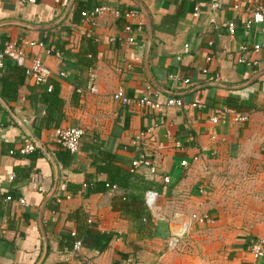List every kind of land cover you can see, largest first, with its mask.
Segmentation results:
<instances>
[{"label":"crops","instance_id":"obj_1","mask_svg":"<svg viewBox=\"0 0 264 264\" xmlns=\"http://www.w3.org/2000/svg\"><path fill=\"white\" fill-rule=\"evenodd\" d=\"M69 3L0 0V52L15 44L51 72L35 86L9 57L0 69V92L2 78L17 86L9 100L0 93V264H37L45 240L40 264H264L253 250L264 231L238 229L213 188L222 161H253L264 175V50H254L264 22L252 21L264 0ZM95 7L104 11L82 15ZM252 79L247 97L209 85ZM53 84L62 119L46 128L42 94ZM143 97L159 107L138 105ZM68 126L84 130L77 152L56 140ZM27 142L35 148L23 153ZM138 158L146 164L132 168ZM110 165L133 174L127 190L88 194ZM139 193L144 213L135 215ZM90 225L110 240L82 242ZM68 234L79 237L70 248Z\"/></svg>","mask_w":264,"mask_h":264},{"label":"rangeland","instance_id":"obj_2","mask_svg":"<svg viewBox=\"0 0 264 264\" xmlns=\"http://www.w3.org/2000/svg\"><path fill=\"white\" fill-rule=\"evenodd\" d=\"M214 198L238 229L264 231V175L253 161H222L217 168Z\"/></svg>","mask_w":264,"mask_h":264},{"label":"built area","instance_id":"obj_3","mask_svg":"<svg viewBox=\"0 0 264 264\" xmlns=\"http://www.w3.org/2000/svg\"><path fill=\"white\" fill-rule=\"evenodd\" d=\"M104 11V7H95L90 12L84 11L82 15L84 16H94L96 14H100ZM252 21L253 22H264V9L261 6H257L252 13ZM130 41L132 38L129 39ZM255 51L264 50V44H256L254 46ZM5 57H9L13 59L19 66L24 67L25 75L32 85L39 86L45 84L50 75V70L42 63L41 60L28 59L25 53L19 49L15 44H9L5 47V49L0 52V69L3 67V60ZM217 76L215 78H210L212 81H216ZM188 82V80H184ZM48 90H51V86L48 87ZM91 91L96 90L95 87L90 88ZM115 97L118 98L122 103L129 104L131 99L124 95L122 92H117ZM137 104L140 106L148 105L151 108H158L159 104L154 102L148 97H143L137 100ZM168 105H182V102L178 99L170 98L167 100ZM196 105V103L194 104ZM247 115L242 114L237 116V120H245ZM84 130L78 126H68V127H58L55 129V137L57 142L63 147L69 150L70 152H77L79 150L80 138L83 135ZM35 148L34 144L26 143L24 147L20 149L21 152H28ZM141 164H146L145 160L142 158H138L131 163L132 168H136ZM167 180V179H165ZM10 199V197H7ZM253 250L255 256H263L264 255V240H259L253 245Z\"/></svg>","mask_w":264,"mask_h":264},{"label":"trees","instance_id":"obj_4","mask_svg":"<svg viewBox=\"0 0 264 264\" xmlns=\"http://www.w3.org/2000/svg\"><path fill=\"white\" fill-rule=\"evenodd\" d=\"M1 82H2V90L0 92L1 96L7 100L13 98L16 93L17 86H14L10 80H6L5 78H2ZM42 95L44 101L47 104V110H46V115L41 120V126L48 128L49 126L59 125L62 119V113H61L62 100L59 97V85L53 84L51 90L44 91ZM104 171L107 174V181L94 182V184L91 187H88V194L96 192L98 190H106L108 187L113 186L114 184L121 186L122 188H124V190H127V187L129 185L130 179L132 178L133 174L119 167H113V166L111 167V165L104 167ZM67 186L69 187V184H67ZM139 194L140 195L137 196L135 195L131 196V198L135 199L137 203V205L134 206L135 208L133 207L135 215L144 213V210L142 209V203H143L142 194L141 193ZM137 206L139 207L137 208ZM93 228L94 227L92 225L88 227L89 230L88 242L87 241L85 242V240H82V242L84 241V243L88 244L89 246L93 244L94 245L99 244L103 240L104 241L110 240L111 236L105 233L96 232L95 235H92L90 231ZM77 238L79 237L68 234L66 236V239L67 240L71 239V242L67 244V248L72 247L74 241Z\"/></svg>","mask_w":264,"mask_h":264},{"label":"water","instance_id":"obj_5","mask_svg":"<svg viewBox=\"0 0 264 264\" xmlns=\"http://www.w3.org/2000/svg\"><path fill=\"white\" fill-rule=\"evenodd\" d=\"M73 0H70V3L68 5V9L70 8V5L72 3ZM66 14H64L62 17H65ZM149 25H150V21H149ZM152 34V31L150 30V35ZM150 44V43H149ZM149 44L146 48V52H145V55L147 56L148 54V50H149ZM253 79L252 80H248L247 82H244V83H241V84H236V85H228V84H225V83H222V82H211L209 83V85H213V86H218V87H225V88H229V89H232L234 92L240 94L242 97H247L248 96V93L252 92L254 89H256V84L255 83H252ZM162 89V88H161ZM0 102L5 106L7 107L6 103L4 102V100L2 99V97L0 96ZM20 125L23 127V129L27 132V134L36 142V144L40 146V144L38 143V141L33 137V135L28 132L27 128L25 127V125H23V123L19 122ZM54 171H55V184L48 196V198L54 193V190H55V187H56V181H57V168L56 166L54 165ZM47 198V199H48ZM45 203H43V205L41 206V214L42 215V211H43V208L45 206ZM42 228V231H43V227ZM47 252V241L45 240L44 242V247H43V252H42V256L40 258V260L38 261L37 264H40L42 262V260L44 259V256Z\"/></svg>","mask_w":264,"mask_h":264}]
</instances>
